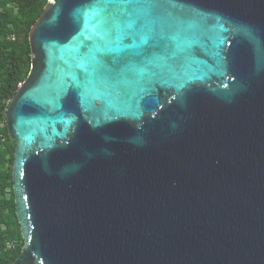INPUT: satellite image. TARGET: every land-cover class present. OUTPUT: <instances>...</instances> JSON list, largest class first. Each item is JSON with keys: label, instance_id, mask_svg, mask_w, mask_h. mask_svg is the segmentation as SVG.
<instances>
[{"label": "water", "instance_id": "water-1", "mask_svg": "<svg viewBox=\"0 0 264 264\" xmlns=\"http://www.w3.org/2000/svg\"><path fill=\"white\" fill-rule=\"evenodd\" d=\"M90 5L49 0L30 33L5 123L24 241L12 264H264V0H158L179 63L111 105L103 89L81 104L65 72L92 43Z\"/></svg>", "mask_w": 264, "mask_h": 264}, {"label": "snow or ice", "instance_id": "snow-or-ice-1", "mask_svg": "<svg viewBox=\"0 0 264 264\" xmlns=\"http://www.w3.org/2000/svg\"><path fill=\"white\" fill-rule=\"evenodd\" d=\"M157 6L158 0H91L84 29L92 43L73 48L65 60L67 78L80 88L81 104L91 90L103 89L94 99L111 105L129 95L127 85L137 78L174 72L167 61L179 63L177 51L169 50L182 48L180 25H171L178 34L169 36L168 26L156 18ZM129 39L133 42L125 44ZM150 41L162 54L152 58L144 54ZM125 50L129 55H119Z\"/></svg>", "mask_w": 264, "mask_h": 264}, {"label": "trees", "instance_id": "trees-1", "mask_svg": "<svg viewBox=\"0 0 264 264\" xmlns=\"http://www.w3.org/2000/svg\"><path fill=\"white\" fill-rule=\"evenodd\" d=\"M48 3L0 0V264H12L24 246L13 191L17 144L9 137L6 115L31 70L30 33Z\"/></svg>", "mask_w": 264, "mask_h": 264}]
</instances>
